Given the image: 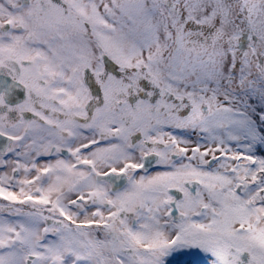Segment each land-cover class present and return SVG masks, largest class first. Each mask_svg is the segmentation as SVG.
<instances>
[{
  "label": "snow or ice",
  "instance_id": "6c2138e0",
  "mask_svg": "<svg viewBox=\"0 0 264 264\" xmlns=\"http://www.w3.org/2000/svg\"><path fill=\"white\" fill-rule=\"evenodd\" d=\"M0 264H264V0H0Z\"/></svg>",
  "mask_w": 264,
  "mask_h": 264
}]
</instances>
